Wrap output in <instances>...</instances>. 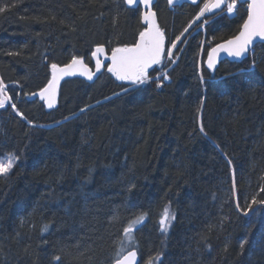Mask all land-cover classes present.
Segmentation results:
<instances>
[{"label":"trees","instance_id":"obj_1","mask_svg":"<svg viewBox=\"0 0 264 264\" xmlns=\"http://www.w3.org/2000/svg\"><path fill=\"white\" fill-rule=\"evenodd\" d=\"M13 4L0 13V77L10 89L15 81L23 85L14 99L27 119L0 110V157L20 156L12 173L0 178V264H33L23 253L28 245L39 264H50L60 246L74 243L69 235L83 236L81 247L88 251L81 256L67 249L71 254L63 256V264H110L121 247L123 224L142 210L149 218L135 234L140 264L160 249L164 264H264V208L247 217L235 209L237 200L243 205L264 197V61L255 70L250 57L223 62L214 72L205 66L207 51L235 34L239 18L209 16L203 29L187 34V42L178 45L183 51L171 81L160 89L151 83L115 96L121 82L106 72L93 83L71 78L62 82L56 107L46 110L23 93L47 83L48 63L64 64L74 52L91 66V43L119 33V43L130 44L142 26L136 15L122 11L114 27L116 0H108L106 8L88 0H0V7ZM158 7L169 40L198 11L192 4L170 10L165 0ZM48 10L74 19L88 12L78 21L83 34L64 35L67 29L58 24L32 20L48 16ZM101 11L103 17L94 20ZM255 51L264 57V44ZM202 99L207 136L197 120ZM225 154L237 172L235 195ZM169 202L176 218L164 235L158 219ZM117 210L119 219L109 223ZM45 224L50 228L42 234ZM201 233L209 235L211 250L199 242ZM242 238L247 243L239 254ZM44 239L48 244L37 247Z\"/></svg>","mask_w":264,"mask_h":264},{"label":"snow or ice","instance_id":"obj_2","mask_svg":"<svg viewBox=\"0 0 264 264\" xmlns=\"http://www.w3.org/2000/svg\"><path fill=\"white\" fill-rule=\"evenodd\" d=\"M185 2L196 5L198 11L194 15V18L188 22L187 26L179 34L175 35L173 39L169 40L167 38V30L159 22L158 0H116L115 15L112 18L113 26H116L122 11L136 15L137 23L142 26L137 30L133 42L130 44L119 43V33H116L111 39L103 43H91L89 48L90 62H94V68L89 67L85 56L77 55L74 52L68 62L64 64L56 62L48 63V58L45 56L44 61L48 63V67L50 68V78L39 92H24L23 95L28 99L38 96L44 102V106L48 109H53L56 107L60 82L66 77L79 76L94 82V78L100 79L97 74H103L104 72L109 74L110 77H114L116 81L121 82V92L114 93L115 96L151 83H155L157 89H160L165 86L164 82L171 81V72L175 70L174 66L179 60L177 53L183 51L178 45L187 42L185 33H189V29L193 28L194 25L197 30L203 29L209 23V16H212V18L216 16L224 18L238 17L240 23L235 34L217 43L210 51H207L206 67L208 70H212L213 72L216 70L221 53H225L233 61H241L250 57L249 67L251 70H255L258 63L264 61V57H257L255 51V42H264V0H199V3L198 0H185ZM88 3L90 6L99 5L100 8H106L108 0H88ZM165 3L172 10L180 4V0H165ZM14 6L15 4L0 7V13ZM88 15V12H83L77 13L75 19L71 15L58 17L56 13L48 10V16H35L32 17V20L42 24H58L61 29H67V32L63 33L64 35L76 34L78 32L83 34L78 21H85V17ZM103 15L104 12L101 11L99 16H94L93 19H101ZM36 35L40 36L41 33L38 32ZM7 54L19 55V53L15 52H8ZM197 78L201 85L206 84L204 71L199 64ZM13 83L15 88L10 89L5 80L0 77V110H10L15 116L20 117L21 120H26L27 118L17 107L14 99L19 98L21 95L20 91H15V89H22L23 85L20 81ZM10 91L13 92V95H9ZM106 99H111V97H106ZM200 104L201 106L197 108L199 131L201 134L207 136V132L201 121L203 99ZM87 107L90 106L81 108L80 112H85ZM67 119L69 117H65V120ZM27 123L30 127H43V125H35L31 121H27ZM225 159L231 167L233 164L232 159L228 158L227 154H225ZM19 161L20 156L14 152L0 157V178H7ZM236 175V169L231 167V192L233 195L236 192ZM134 187V184H130L128 190L131 191ZM260 192H264V187L260 188ZM213 198H215V195ZM254 206H257V208H254ZM258 208H264V197L257 199L256 196H253L250 201H246L243 205L238 200L235 202L236 211L245 217L249 216V213L255 215ZM148 218L149 212L142 210L139 214L135 215L134 219L128 220L123 224L121 229L123 236L121 247L111 259L110 264H137L139 245L135 234L144 226ZM175 218V212L171 209L169 202L159 213V231L166 235L171 222ZM118 219L119 213L117 210L109 218V223ZM20 223L21 226L25 223L23 218ZM49 228L50 224H45L41 230L42 234L48 232ZM16 235L19 236V232ZM68 239L74 240V243L60 246L59 253L54 252L50 257V264H63V256L71 254L67 251L70 248L77 249L81 256L86 255L88 248L81 247L83 236L77 238L74 235H69ZM208 240L209 235L207 233L200 234L199 242L211 250V245L207 243ZM246 243V238H242L239 242L241 250L239 254H243ZM47 244L48 240L44 239L37 247L46 246ZM225 251H227V245L225 246ZM23 253L33 259V264H39L38 254L35 249H32L31 245L24 247ZM88 260L91 261L92 257L88 256ZM146 264H164L163 249L157 250L155 255Z\"/></svg>","mask_w":264,"mask_h":264},{"label":"water","instance_id":"obj_3","mask_svg":"<svg viewBox=\"0 0 264 264\" xmlns=\"http://www.w3.org/2000/svg\"><path fill=\"white\" fill-rule=\"evenodd\" d=\"M198 3H199V0H198ZM184 4H191V3H190V2H185V0H180V4H178V5L175 6V7H179V6H182V5H184ZM192 5H193V4H192ZM258 44H264V42H261V41H257V42H255V46L258 45ZM210 50H211V49H210ZM206 60H207V57H206ZM206 60H205V66H206ZM243 60H245V59H242L241 61H233V59H232L231 57H227V55H226L225 53H221V54H220V59H219V61H218V63H217L216 68H217V67L220 65V63H222V62L240 63V62H242ZM89 67L94 68V62H91V66H89ZM210 71H212V70H210ZM50 75H51V73H50ZM99 75H100V73L97 74V76H99ZM71 78H81V79L86 80V81L89 82V83H93V81H88V80H87L86 78H84V77H79V76H77V77H66L64 80H62V81L60 82L59 87L61 86V84H62L63 81H65V80H67V79H71ZM96 80H97V79L94 78V81H96ZM37 92H39V91H37ZM58 92H59V89H58ZM25 99H26L27 101H35V100H37V101H41V102H43L42 100L39 99L38 96H34V97H32L31 99H28L27 97H25ZM57 100H58V94H57V99H56V105H57ZM43 105H44V102H43ZM44 107H45L46 110H51V109H48L46 106H44ZM137 264H140V256H139L138 253H137Z\"/></svg>","mask_w":264,"mask_h":264},{"label":"rangeland","instance_id":"obj_4","mask_svg":"<svg viewBox=\"0 0 264 264\" xmlns=\"http://www.w3.org/2000/svg\"><path fill=\"white\" fill-rule=\"evenodd\" d=\"M197 30V28H196V26L194 25L193 26V28H191V29H189V33L191 32V31H196ZM189 33H185V36L187 35V34H189ZM158 74V73H157Z\"/></svg>","mask_w":264,"mask_h":264},{"label":"bare ground","instance_id":"obj_5","mask_svg":"<svg viewBox=\"0 0 264 264\" xmlns=\"http://www.w3.org/2000/svg\"><path fill=\"white\" fill-rule=\"evenodd\" d=\"M223 63V62H222ZM221 64V63H220ZM213 72V71H212ZM60 88V87H59ZM59 93V92H58ZM58 101V100H57Z\"/></svg>","mask_w":264,"mask_h":264}]
</instances>
